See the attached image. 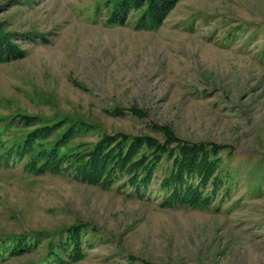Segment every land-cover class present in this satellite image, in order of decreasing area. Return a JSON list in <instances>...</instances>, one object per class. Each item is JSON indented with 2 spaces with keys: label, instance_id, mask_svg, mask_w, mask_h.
<instances>
[{
  "label": "rangeland",
  "instance_id": "374dc122",
  "mask_svg": "<svg viewBox=\"0 0 264 264\" xmlns=\"http://www.w3.org/2000/svg\"><path fill=\"white\" fill-rule=\"evenodd\" d=\"M119 1L0 0V264H264V0Z\"/></svg>",
  "mask_w": 264,
  "mask_h": 264
},
{
  "label": "trees",
  "instance_id": "16d2710c",
  "mask_svg": "<svg viewBox=\"0 0 264 264\" xmlns=\"http://www.w3.org/2000/svg\"><path fill=\"white\" fill-rule=\"evenodd\" d=\"M179 0H120L116 3L113 8L110 21L114 23L122 24L126 21L130 8H139L142 5H145V8L142 11V14L139 17L138 25L141 27L153 28L158 26L164 20L166 14L174 7V5ZM0 40V63L8 61L11 59H16L21 57V52L9 41ZM107 140H110V137L106 136ZM144 136L136 138V142L144 141ZM102 144L98 145L100 147ZM101 149V150H100ZM105 146L102 145L100 148L92 150L89 154V160L98 161L99 154L104 151ZM121 160H117L116 164H119ZM192 163H195L193 161ZM99 171H93L91 168L89 172L82 170L79 172V178L83 180L96 181L104 183L106 180L105 176L101 175ZM102 177V178H101ZM98 180V181H97ZM177 201H180V195L175 196ZM56 261H51L50 264H56Z\"/></svg>",
  "mask_w": 264,
  "mask_h": 264
}]
</instances>
